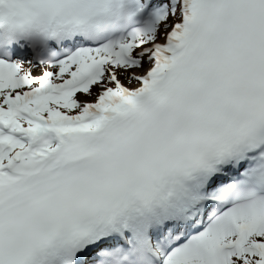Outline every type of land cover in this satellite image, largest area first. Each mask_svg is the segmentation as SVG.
<instances>
[{
  "label": "snow or ice",
  "instance_id": "1",
  "mask_svg": "<svg viewBox=\"0 0 264 264\" xmlns=\"http://www.w3.org/2000/svg\"><path fill=\"white\" fill-rule=\"evenodd\" d=\"M0 264H264V0H0Z\"/></svg>",
  "mask_w": 264,
  "mask_h": 264
}]
</instances>
